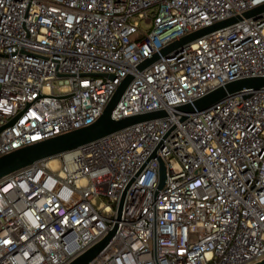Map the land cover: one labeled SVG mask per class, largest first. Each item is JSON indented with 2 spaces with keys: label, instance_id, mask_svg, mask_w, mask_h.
<instances>
[{
  "label": "built area",
  "instance_id": "2783aa9c",
  "mask_svg": "<svg viewBox=\"0 0 264 264\" xmlns=\"http://www.w3.org/2000/svg\"><path fill=\"white\" fill-rule=\"evenodd\" d=\"M263 2L0 0V156L93 123L129 73L112 116L167 111L0 178V264H68L116 222L88 264L263 260L264 88L176 106L264 76V14L138 68Z\"/></svg>",
  "mask_w": 264,
  "mask_h": 264
},
{
  "label": "water",
  "instance_id": "95a60500",
  "mask_svg": "<svg viewBox=\"0 0 264 264\" xmlns=\"http://www.w3.org/2000/svg\"><path fill=\"white\" fill-rule=\"evenodd\" d=\"M262 14H264V2L243 12L242 14H237L227 19L218 21L212 25L203 27L189 34H186L179 39L174 40L173 42L163 47L159 53H155L153 56L141 62L138 65V68L142 70L158 60L161 55L169 56L171 54H174L179 51L185 44H188L198 37H201L217 29L229 26L241 20L243 17L257 18L262 16ZM133 78L134 75L132 73H129L123 79V81L120 83L115 93L107 103L103 113L93 123L61 134H57L43 140L33 142L26 146L14 149L4 155H1L0 178L30 164H33L39 160L55 157L61 153L77 149L87 143L98 140L132 124L166 116L167 111L163 109L153 110L145 113H137L122 118H114L112 116L113 110L115 109L117 103L121 99L122 95L124 94L126 88ZM261 88H264V76L259 75L243 77L230 81L223 86L217 87L206 95L195 99L193 102L178 105L176 106V109L184 111L186 113L200 111L213 106L229 95L242 94L244 97H246L249 96L252 91ZM186 116L187 114H183L182 119H185ZM165 179L166 167L163 160H161L159 185L160 188L164 185ZM122 203L123 200L120 203L118 218L121 217ZM117 227L118 223L116 222L104 238H102L86 251L75 257L68 264H88L107 245L109 240L115 234ZM254 264H264V259Z\"/></svg>",
  "mask_w": 264,
  "mask_h": 264
},
{
  "label": "rangeland",
  "instance_id": "374dc122",
  "mask_svg": "<svg viewBox=\"0 0 264 264\" xmlns=\"http://www.w3.org/2000/svg\"><path fill=\"white\" fill-rule=\"evenodd\" d=\"M197 238V235L196 234H193L192 235V239H196Z\"/></svg>",
  "mask_w": 264,
  "mask_h": 264
}]
</instances>
